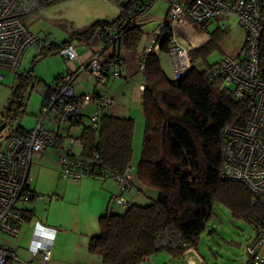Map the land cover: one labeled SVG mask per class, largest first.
Returning a JSON list of instances; mask_svg holds the SVG:
<instances>
[{"label": "trees", "instance_id": "trees-1", "mask_svg": "<svg viewBox=\"0 0 264 264\" xmlns=\"http://www.w3.org/2000/svg\"><path fill=\"white\" fill-rule=\"evenodd\" d=\"M122 1L125 4L121 6L118 18L96 20L60 43L52 41L49 45H40L31 67L17 71L8 106L1 111L7 123L25 112V90L28 87L34 89L42 80L34 74L33 65L47 55L59 54L58 49L62 46L74 41L89 44L97 35L103 46L95 51L103 60L101 77L113 78L114 64L117 62L122 68L124 63L120 58V46L133 50L144 34L141 18L136 20V24H129L143 3L149 0ZM177 1L185 5L193 0ZM38 11L22 15V21L29 26V18ZM260 12L261 37L257 59L259 71L264 75V0H261ZM218 30L209 32L210 38L204 45L189 50L192 67L178 80L167 76L158 56V53L168 52L171 28L162 27L158 52L149 53L144 61V134L141 155L131 181L133 185L136 178L144 186L143 193L149 195L148 190H153L154 194L145 203L130 202L127 206L114 203V194L110 195L109 202L121 207L122 211L104 214L103 211L97 219L99 231L89 237L87 244L89 253L98 256L103 264H140L161 251L173 256L180 254L185 247L170 248L156 244L161 233L168 228L178 232L189 244L188 247L196 248L208 221L216 214V203L226 207L235 219L251 225L253 233L255 222L264 217L263 204L254 199L244 183L221 177L226 137L223 129L225 126H243L252 101L248 94L236 96L234 86L225 85L221 77L211 74L214 62L209 63L208 57L219 47L222 32ZM114 35L121 36L108 44ZM246 44L245 34L244 44L238 53L246 48ZM198 60L204 64L203 69L196 67ZM121 75L122 69L118 78ZM62 76L58 73L53 85L45 84L41 88V106L50 95L58 92ZM86 95L90 98L89 103L97 97L96 91L78 96L82 98ZM102 96L97 98L96 110ZM108 111H98V118L92 121L91 113L85 114L80 108L57 132L55 148L68 150L78 158L93 159L98 155L97 164L109 171L122 173L126 166H131L134 120ZM83 115L87 117L86 122L82 119ZM81 119V129L73 135L68 126L81 122ZM28 131L18 124L8 131V135ZM70 137L80 142L79 155L70 149L73 145L69 142ZM102 175L97 173L89 178H110ZM33 191L36 196L34 188ZM26 211L32 213V209Z\"/></svg>", "mask_w": 264, "mask_h": 264}, {"label": "built area", "instance_id": "built-area-1", "mask_svg": "<svg viewBox=\"0 0 264 264\" xmlns=\"http://www.w3.org/2000/svg\"><path fill=\"white\" fill-rule=\"evenodd\" d=\"M58 0H0V81L6 74L14 77L17 74L23 54L30 45H35V53L41 44L49 45L54 41L49 34L32 30L21 16L36 11L45 5ZM169 6L156 28L148 35L147 46L141 54L140 67L143 68L147 55L158 52L159 38L163 36L162 27L172 29L168 56L171 60V78H182L192 67L189 48L182 44L174 35L173 30L187 19L200 28H206L210 23L222 18H235L238 25L247 35L246 48L236 56H224L214 62L211 74L223 79L225 85L234 86L236 96L244 94L251 96L249 114L244 125L225 126L224 163L221 177L227 180L239 181L264 206V75L259 71L257 47L261 37V0H193L188 4H180L177 0H167ZM143 3L140 10L130 19L132 24L141 18L150 6ZM114 35L108 41L111 43ZM58 53L69 62L78 58L76 46L68 44L58 49ZM245 58V59H244ZM103 60L98 52H94L84 64L65 70L58 85V92L50 95L42 104L36 116L32 130L7 135L0 146V232L9 236H17L20 226L27 219L26 209L17 206L18 201L29 202L34 197L31 186L32 156L44 153L55 147L56 134L60 128L73 118L80 108L90 101L89 96L80 98L74 91L75 79L78 73L88 70L93 76L101 77ZM120 65L116 62L112 77L120 76ZM143 89V87H141ZM116 105V100L102 96L98 101V110L91 112V120L98 118V111L106 112ZM55 124V127H51ZM70 144L80 142L73 137ZM59 174L65 179L79 180L101 173L118 183L119 193L114 194L113 202L127 206L131 201L123 197V193L132 189L131 166H126L122 173L109 171L97 164L98 155L93 159L72 156L70 151L59 149ZM94 163V164H93ZM107 171L108 174L106 173ZM107 174V175H106ZM42 228L54 232L55 228L36 224V231ZM168 229L161 233L156 241L159 246L170 248L188 247L189 244L175 230ZM50 246L41 241L30 244L28 250L31 260L19 257L13 250L0 244V264H50ZM246 264H264V217L254 224V233L245 246ZM37 263H33V261ZM199 264H213L201 261Z\"/></svg>", "mask_w": 264, "mask_h": 264}, {"label": "rangeland", "instance_id": "rangeland-1", "mask_svg": "<svg viewBox=\"0 0 264 264\" xmlns=\"http://www.w3.org/2000/svg\"><path fill=\"white\" fill-rule=\"evenodd\" d=\"M121 1L122 0H58L43 6L36 14L32 15L29 18V26L32 30L48 33L55 42L60 43L63 40L69 38V36L75 31L82 30L84 27L96 20H113L118 18L121 12ZM168 6L169 2L167 0H151L149 8L141 17V20H148L147 26L150 25L151 29H153L160 22V19L164 17ZM138 20L140 19H137V21ZM235 24L236 23H234V20L230 19L229 27L223 33H221V37L218 41L219 47L213 50L208 57L209 63L215 60L218 61L221 55L225 53L236 54L240 50L244 39V32ZM174 34L179 35V30L175 29ZM96 39L98 41H96ZM83 44L74 41L76 50L79 52L85 49ZM89 44L91 47L97 46V48L98 44H101L98 50L103 47L102 42L99 41V38L96 37V35ZM34 54L35 45L28 46L23 54L20 66L18 68L19 71H24L31 67L35 60ZM72 62H69L60 54H54L43 57L33 65L34 74L42 80L35 85L34 89L28 87L25 90V112L17 116L15 120L7 123L0 131V144L8 135V131L13 127H16L18 124H20L25 129H33L36 122V116L40 111L43 99L41 88L44 87L45 84L53 85V79L55 75L61 71L67 70V66H70ZM162 64L165 67L166 74L170 75L171 77V61L166 55L162 56ZM196 67L199 70L203 69V64L200 61H197ZM76 78L75 84L76 82H79L81 87L83 86L85 88V91L93 90V87L96 83L95 77L83 73ZM107 78L108 79L104 84L99 83L98 87L100 91L106 88H108V90L109 88L112 89L113 92L118 91V84L122 83L123 79L118 81V79H113L110 77ZM14 85L15 77L11 74H6L5 77L0 81V122L5 120L1 115V111L8 106V100L11 97V92ZM77 89L78 86L74 85L75 93L78 92ZM124 92L127 94L126 98L124 97V105H126V108L128 107V112L126 110V113L129 114V116L127 115L126 117H132L134 120L133 152L130 160L131 162L129 164L132 167L133 176L134 170L137 167V163L141 155L140 153L144 134V118L141 105L137 103L135 99H132V88H126ZM117 93L115 95L120 99L121 102L123 95L121 92ZM118 101L119 100H117V102ZM84 109L85 107H82V110ZM76 133L77 132H73L72 134L75 135ZM31 162V185L36 191L34 200L36 211L35 214L40 218L46 214H48L52 219L63 218V220L69 224H71V222L75 219H80L82 222L85 219L88 220L89 213L92 212L95 205L94 201L97 195L93 192L92 188L88 189L81 187L80 184L86 180H96L101 184V180L89 177H83L79 180L62 178L59 174L60 164L58 160V153L56 151L52 153L45 151L41 156H38L37 153H35L32 156ZM100 184H98V186H101ZM107 189L108 191H111L110 188ZM118 193L119 188L117 185V189L115 192H113V194L116 195ZM63 195H65V198L61 200L60 197ZM109 197L106 200L103 214L106 212L121 213V207H118L114 203H110ZM123 197L126 200H129L127 192L123 193ZM52 198L54 199L51 200ZM129 201L134 202L133 200ZM36 202H38L37 205ZM16 205L23 208H31L33 204H31V201H18ZM215 210L216 214L208 221L207 226L214 227L219 235L209 238L210 235L204 231V233L200 236L199 246L204 251L206 241H209L211 246H216V240L220 243H226L225 245H227L226 248L227 251H230V255L227 253V251L222 252L221 255L223 257V261L228 262V260H232V262H234L237 258L243 256L241 249L237 248L236 245L230 246L228 245V242L220 241L221 239L219 236H222L227 240L233 239L234 241L239 238V242H241V238L243 239L245 233L250 230V225L242 220L235 219L229 210L219 203L215 204ZM55 231L53 233H55ZM4 235L5 234L0 232V239ZM21 237L22 233L20 232L19 235L17 237H13V239L15 242H17L21 239ZM57 240L58 237L56 241ZM190 250L192 254H196V258L200 259L202 257L195 249ZM15 253L17 254V252Z\"/></svg>", "mask_w": 264, "mask_h": 264}, {"label": "crops", "instance_id": "crops-1", "mask_svg": "<svg viewBox=\"0 0 264 264\" xmlns=\"http://www.w3.org/2000/svg\"><path fill=\"white\" fill-rule=\"evenodd\" d=\"M167 11V10H166ZM230 19L234 20L235 25L240 27L237 23V20L233 17L231 18H222L217 19L210 23L206 28H200L196 24H194L191 20L187 19L183 24H179L175 29L179 30V35H175V37L184 45H186L189 50L191 48H198L202 45H204L207 40L210 38L209 32L215 31L216 29H219L218 31H221L222 33L229 27L230 25ZM224 21V23H223ZM148 20H141V28L144 30V34L142 38L140 39V42L133 50H127L124 46H120V58L122 59L123 67H122V75L120 78H117L118 81L122 80V83L118 84V91L113 92L112 89L106 88L100 91L99 89V83H105V81L108 79L107 77H95L96 83L93 87L92 91H85L84 87L80 85L79 82H76V86H78V92L77 94L82 93H92L96 91L97 97L95 98L94 102L88 103L85 106V109L83 112L85 114L91 113L93 110H95V104L97 101V98L102 95H110L116 98V100H119L116 104V106L109 109V113L120 115V116H129V114L126 113V110L128 112V107L126 108V105H124V97L126 98V95L124 90L130 87L132 88V95L137 103L141 105V110L143 114L142 109V97H143V89H144V76H143V68L140 67L141 64V54L144 51V49L147 46V38L148 35L156 28V25L153 29H151L150 25L147 26ZM147 26V27H146ZM173 30V33H174ZM242 30V29H241ZM244 32V31H243ZM44 33V32H42ZM96 37H98L96 35ZM99 38V37H98ZM96 41H98L96 39ZM100 41V39H99ZM245 41V33H244V39L241 45V48ZM74 44V43H73ZM83 44V43H82ZM85 49L81 52H78V58L68 65L70 68L78 67L80 64L84 63L89 56L98 50L101 44H98L97 46L91 47L90 44H83ZM240 48V50H241ZM239 50V51H240ZM238 51V52H239ZM228 54L225 53L221 55L220 59L224 56H236L238 54ZM107 54V53H106ZM35 55V54H34ZM166 55L169 59L168 53H158L159 61L162 69L165 71V67L162 64V56ZM171 61V60H170ZM202 63L201 60H198ZM217 60L213 61L216 62ZM197 62V61H196ZM195 62V64H196ZM210 62V63H213ZM80 63V64H79ZM203 64V63H202ZM204 68V64H203ZM64 71H61L59 73L63 74ZM86 74L91 76L88 70H83L82 72L78 73L77 76ZM170 77V75H167ZM94 77V76H93ZM77 79V78H76ZM126 83V85H125ZM143 87V89H141ZM121 92L123 95L120 99L116 97V93ZM118 94V93H117ZM82 119L84 122H86L87 117L82 116ZM82 119L81 122L72 123L71 126H68V130L70 132H79L82 126ZM64 130V129H63ZM65 145H67V141H65ZM70 149L72 152L76 155H79L81 152V146L78 144H74L70 146ZM55 152V149L49 148L46 150V152ZM38 156H41L42 154H37ZM97 179V178H96ZM101 184L99 181L96 180H86L83 183L80 184L81 187L85 188H92L93 192L97 195L95 198V205L93 207V210L91 213H89L88 220H82L75 219L71 222V224L65 222L62 219H52L48 214L45 216H42L41 218L38 217L35 213V197L31 201L32 207L31 208H24V209H32V213L28 214L27 219L22 223L20 226L19 233H22V237L19 241L15 242L13 237L17 236H9L4 235L0 239V244L3 246H7L10 249H13L14 252H17V255L23 259L31 260V254L28 250V247L30 244H35L36 242L41 241L43 244H47L50 246L51 251V260L50 264H103L100 260V258L96 255H93L89 253L87 249V244L89 237L91 235L96 234L99 231L98 227V216L104 211L105 203L108 197L113 194V192L117 189V184L114 180L110 178L100 179ZM100 184L101 186H98ZM91 185V186H90ZM32 186V185H31ZM105 186V187H104ZM33 187V186H32ZM110 188L111 191H108L107 188ZM144 186L134 178L133 187L131 190L127 191L129 200H133L137 203H145L149 198V196H152L154 194L153 190H148L149 195H146L143 193ZM63 197V198H62ZM60 197L61 200L65 198V195ZM52 198L51 200H53ZM38 202H36V205ZM23 208V207H22ZM39 223V225L55 228L56 231L53 233L49 229L42 228L41 230L35 229L36 224ZM58 228V230H57ZM98 228V229H97ZM97 230V231H96ZM207 234H209L210 237H215V235H219L214 227H206L204 230ZM73 233V234H72ZM204 232H202L203 234ZM72 234V236H71ZM201 234V235H202ZM200 235V236H201ZM253 235V228L250 225V230L245 233L244 238H241V242H239V238H237L236 241L227 240L222 236H219L221 239L220 241L228 242L230 246L236 245L237 248H240L242 251L243 256L236 259V261L232 262L228 260L223 261V257L221 255L222 252L227 251V245L226 243H220L216 240V246H211L209 241H206L204 251L200 248L199 243L196 246V248L192 247H185V250L181 252L180 254H175V256L171 255L170 253L166 251H161L156 253L155 255L145 259L140 264H199L201 261H207L211 262L213 264H246L247 262V254L246 251H244L246 243ZM58 237V240L56 241ZM200 242V241H199ZM190 249H195L198 251V253L203 257L200 259L196 258V254H192ZM203 252V254H202ZM227 253L230 255V251H227ZM232 254V253H231ZM223 261V262H222ZM222 262V263H221ZM33 263H37L35 260Z\"/></svg>", "mask_w": 264, "mask_h": 264}, {"label": "water", "instance_id": "water-1", "mask_svg": "<svg viewBox=\"0 0 264 264\" xmlns=\"http://www.w3.org/2000/svg\"><path fill=\"white\" fill-rule=\"evenodd\" d=\"M125 2L121 1V6H124ZM224 23V21H223ZM6 125V121H2L0 122V131L4 128V126Z\"/></svg>", "mask_w": 264, "mask_h": 264}, {"label": "clouds", "instance_id": "clouds-1", "mask_svg": "<svg viewBox=\"0 0 264 264\" xmlns=\"http://www.w3.org/2000/svg\"><path fill=\"white\" fill-rule=\"evenodd\" d=\"M47 34H48V33H47ZM72 44H73V43H72ZM77 53H78V52H77ZM93 53H94V52H93ZM93 53H92V54H93ZM90 56H91V55H90ZM90 56H89V57H90ZM89 73H90V72H89ZM63 74H64V73H63ZM76 94H77V93H76ZM77 95H79V94H77ZM40 109H41V108H40ZM37 115H38V114H37ZM3 121H6V120H3ZM6 123H7V122H6ZM73 145H74V144H73ZM78 145H79V144H78ZM52 149H55L56 152H57L60 148H55V147H53ZM32 188H33V187H32Z\"/></svg>", "mask_w": 264, "mask_h": 264}]
</instances>
